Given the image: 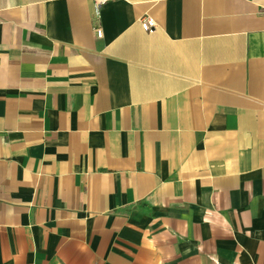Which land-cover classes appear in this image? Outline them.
Segmentation results:
<instances>
[{"label": "crops", "instance_id": "obj_1", "mask_svg": "<svg viewBox=\"0 0 264 264\" xmlns=\"http://www.w3.org/2000/svg\"><path fill=\"white\" fill-rule=\"evenodd\" d=\"M95 16L0 0V264H264V0Z\"/></svg>", "mask_w": 264, "mask_h": 264}, {"label": "built area", "instance_id": "obj_2", "mask_svg": "<svg viewBox=\"0 0 264 264\" xmlns=\"http://www.w3.org/2000/svg\"><path fill=\"white\" fill-rule=\"evenodd\" d=\"M107 1L110 0H94V4H95V18L98 19L99 13H100V7L104 4H106ZM141 26L147 30L148 32H154L155 28H156V21L154 18L150 17V16H143L142 20H141ZM97 33L98 35H102L101 29L98 27L97 29Z\"/></svg>", "mask_w": 264, "mask_h": 264}]
</instances>
